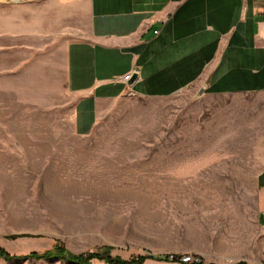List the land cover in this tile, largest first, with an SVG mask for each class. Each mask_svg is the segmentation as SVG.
<instances>
[{"label": "rangeland", "instance_id": "rangeland-1", "mask_svg": "<svg viewBox=\"0 0 264 264\" xmlns=\"http://www.w3.org/2000/svg\"><path fill=\"white\" fill-rule=\"evenodd\" d=\"M88 30L82 0H0V264H259L264 93L128 90L79 135L67 48Z\"/></svg>", "mask_w": 264, "mask_h": 264}, {"label": "crops", "instance_id": "crops-1", "mask_svg": "<svg viewBox=\"0 0 264 264\" xmlns=\"http://www.w3.org/2000/svg\"><path fill=\"white\" fill-rule=\"evenodd\" d=\"M89 30L67 48L74 128L91 133L100 106L128 90L167 97L264 93V0H82ZM136 71L129 84L124 76ZM264 253V169L256 177ZM264 264V259L259 263Z\"/></svg>", "mask_w": 264, "mask_h": 264}, {"label": "trees", "instance_id": "trees-1", "mask_svg": "<svg viewBox=\"0 0 264 264\" xmlns=\"http://www.w3.org/2000/svg\"><path fill=\"white\" fill-rule=\"evenodd\" d=\"M110 249L107 248L104 252H107L108 255L106 257H103L102 252L98 253H91V254H73L68 252L65 248L62 246H56L52 250H48L43 254H39L37 252H34L31 254L29 257L33 258H46V259H51V258H59L65 261H68L72 264H90V260L94 259L95 257H101L106 260L108 264H142L146 259L149 257L147 256H141L137 260H125L121 257H113L109 254ZM0 258H6V259H16L15 256H12L9 254L6 250L0 248ZM167 261H174V262H182L181 257L179 256H173L171 258L170 255L163 257ZM192 264H204V262L199 261V262H193ZM216 264V263H213ZM234 264H247L245 261H239Z\"/></svg>", "mask_w": 264, "mask_h": 264}, {"label": "built area", "instance_id": "built-area-1", "mask_svg": "<svg viewBox=\"0 0 264 264\" xmlns=\"http://www.w3.org/2000/svg\"><path fill=\"white\" fill-rule=\"evenodd\" d=\"M134 73H137L136 71H133L129 74H127L125 77H124V80L125 82H129L133 76ZM263 215H264V212H263ZM181 261L182 263H186V264H192L193 262H199L197 260H194V258L192 256H184L181 258Z\"/></svg>", "mask_w": 264, "mask_h": 264}, {"label": "water", "instance_id": "water-1", "mask_svg": "<svg viewBox=\"0 0 264 264\" xmlns=\"http://www.w3.org/2000/svg\"><path fill=\"white\" fill-rule=\"evenodd\" d=\"M138 78V74L134 73L131 80L129 81V84L131 85V83H133L136 79ZM205 92L204 88H201V93Z\"/></svg>", "mask_w": 264, "mask_h": 264}]
</instances>
